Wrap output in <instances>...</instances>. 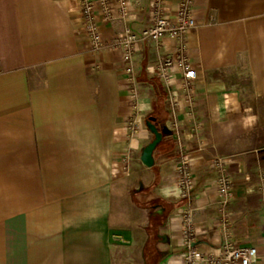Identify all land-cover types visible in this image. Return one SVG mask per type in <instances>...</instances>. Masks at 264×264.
<instances>
[{"label":"crops","instance_id":"0c3cea01","mask_svg":"<svg viewBox=\"0 0 264 264\" xmlns=\"http://www.w3.org/2000/svg\"><path fill=\"white\" fill-rule=\"evenodd\" d=\"M80 1L0 0V264H182L181 149L165 136L153 166L140 161L153 138L145 120L170 119L155 69L177 40L136 47L143 127L130 139L133 100L120 52L90 50ZM152 2L127 0L125 20L105 21L96 10L106 44L124 28L149 27ZM178 2L169 0L165 16ZM193 15L185 43L196 105L193 118L183 109L177 115L195 177L193 247L203 253L228 238L262 255L264 0H194ZM180 82L174 73L172 92ZM215 156L232 179L227 230L213 189Z\"/></svg>","mask_w":264,"mask_h":264},{"label":"built area","instance_id":"2783aa9c","mask_svg":"<svg viewBox=\"0 0 264 264\" xmlns=\"http://www.w3.org/2000/svg\"><path fill=\"white\" fill-rule=\"evenodd\" d=\"M169 0H153L151 25L139 34L124 28L119 36L109 44L103 40L99 27L96 23V10L100 11L105 21H113L115 18L125 20L128 15L127 0H99L93 3L90 0L80 1V10L85 20L84 31L88 46L91 51L98 52L106 47L120 52L124 72L127 76L130 97L133 100L132 111L126 121V129L130 139L137 138L141 133L143 124L140 116L138 99V85L135 76L134 52L140 43L153 42L159 44L164 37L177 40L175 52L162 58L156 69V77L164 83L167 89V104L170 113L168 129L171 136L181 149L175 172L182 198L187 200L186 206L181 211L180 239L183 247L181 254L182 264H264V217L262 234V255L255 246L237 244L224 239L219 248H210L203 253L196 251L193 241L196 236L194 226V211L191 207V194L195 187V177L189 168V154L182 151L180 141V122L177 115L180 109L185 110L189 117H194L196 105L194 82L196 71L191 66L187 55L185 36L196 27L193 15L194 0H179L177 8L172 17L164 14L163 7ZM179 72L181 75L180 92H172L169 88L173 74ZM130 161L129 154L123 156V163L127 166ZM226 160L215 156L210 161V166L215 172L213 189L221 198V223L225 230L230 226V215L227 212L229 201L232 198V179L226 172ZM264 192V187L262 188Z\"/></svg>","mask_w":264,"mask_h":264},{"label":"water","instance_id":"95a60500","mask_svg":"<svg viewBox=\"0 0 264 264\" xmlns=\"http://www.w3.org/2000/svg\"><path fill=\"white\" fill-rule=\"evenodd\" d=\"M145 127L147 131L152 135V140L141 150L140 161L147 167L151 168L153 166V153L157 146L161 143L163 137L170 136L171 132L167 126H158L155 118L149 117L145 120Z\"/></svg>","mask_w":264,"mask_h":264},{"label":"trees","instance_id":"16d2710c","mask_svg":"<svg viewBox=\"0 0 264 264\" xmlns=\"http://www.w3.org/2000/svg\"><path fill=\"white\" fill-rule=\"evenodd\" d=\"M160 94V93H159ZM155 107H156V102H155ZM151 117H153V118H157L155 115H151ZM159 127L161 126V125H159V124H157Z\"/></svg>","mask_w":264,"mask_h":264}]
</instances>
